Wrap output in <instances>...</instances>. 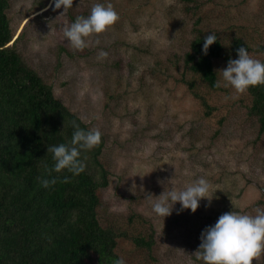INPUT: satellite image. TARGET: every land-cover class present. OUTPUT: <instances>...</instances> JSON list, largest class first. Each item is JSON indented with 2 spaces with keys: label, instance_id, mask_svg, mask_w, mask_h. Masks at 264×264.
<instances>
[{
  "label": "rangeland",
  "instance_id": "obj_1",
  "mask_svg": "<svg viewBox=\"0 0 264 264\" xmlns=\"http://www.w3.org/2000/svg\"><path fill=\"white\" fill-rule=\"evenodd\" d=\"M8 1L24 59L104 138L110 182L99 191L98 213L103 225L127 234L116 248L126 264H204L194 252L206 226L224 212L264 209V132L248 113L251 97L247 90L213 89L184 66L200 33L217 32L228 44L235 36L264 44V0H100L118 19L90 34L80 50L63 29L97 0H73L64 13L53 0ZM227 61L216 60V70ZM193 78L210 114L186 84ZM198 177L209 182L210 201L201 198L195 212H178V201L166 217L152 211L149 197ZM152 229L153 246L136 247L131 236ZM253 264H264V253Z\"/></svg>",
  "mask_w": 264,
  "mask_h": 264
},
{
  "label": "trees",
  "instance_id": "obj_2",
  "mask_svg": "<svg viewBox=\"0 0 264 264\" xmlns=\"http://www.w3.org/2000/svg\"><path fill=\"white\" fill-rule=\"evenodd\" d=\"M0 0V264H113L120 257L118 237L127 236L101 223L99 191L109 185L110 172L101 159L105 141L84 150L85 169L73 175L67 169L52 170L54 161L48 145L68 143L73 124L88 129L83 118L68 107L53 90V84L29 65L17 43L7 9ZM204 54V37L196 35L185 54L184 66L213 89L218 79L215 63L220 58H237L241 45L258 51L264 61V44L254 45L240 36L228 44L221 34ZM230 45V46H229ZM186 84L193 94L195 78ZM251 97L248 113L256 117L264 132V84L247 89ZM67 176L69 179L65 180ZM56 178L47 188L41 179ZM132 219V214L129 220ZM138 248L150 249L154 230L131 236Z\"/></svg>",
  "mask_w": 264,
  "mask_h": 264
},
{
  "label": "clouds",
  "instance_id": "obj_3",
  "mask_svg": "<svg viewBox=\"0 0 264 264\" xmlns=\"http://www.w3.org/2000/svg\"><path fill=\"white\" fill-rule=\"evenodd\" d=\"M72 5L73 0H53L54 10L63 7L61 13L67 12ZM117 19L118 13L110 2L97 0L86 16L78 15L70 24L65 25L63 35L73 49L80 50L87 46L86 38L90 34L105 31ZM217 39L214 32L204 37V54H207L209 46ZM236 52L237 58L230 57L226 67L216 70L218 79L214 82L215 86L231 87L240 93L250 86L264 84V61L250 55L248 48L243 45ZM98 55L104 57L107 53L100 51ZM73 129L68 143L48 145L47 152L52 154L54 161L52 170L60 172L67 169L73 175H78L85 169L84 160L81 159L82 151L95 147L100 142L101 132L98 128L85 129L75 123ZM64 179L69 177L65 176ZM55 182L54 177L40 181L46 188ZM209 189V182L204 177H198L179 190L173 184L155 199L149 197L151 209L156 215L166 217L178 201V212L184 209L195 212L201 198L211 200ZM200 240L194 254L204 264H253V259L264 253V209L258 207L254 215L233 210L224 212L215 223L202 230ZM113 264H126V260L117 257Z\"/></svg>",
  "mask_w": 264,
  "mask_h": 264
}]
</instances>
